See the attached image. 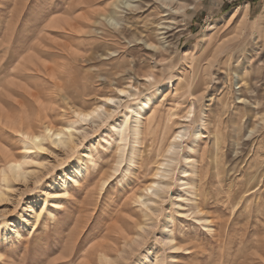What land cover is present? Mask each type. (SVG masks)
Masks as SVG:
<instances>
[{"label": "rangeland", "instance_id": "obj_1", "mask_svg": "<svg viewBox=\"0 0 264 264\" xmlns=\"http://www.w3.org/2000/svg\"><path fill=\"white\" fill-rule=\"evenodd\" d=\"M144 2L143 11L133 8ZM36 46L44 51L39 61L54 67L49 75L18 68ZM120 89L136 96L121 97L122 107L99 128L76 116ZM148 96L155 101L143 129L156 115V136L144 132L136 163L129 169L125 162L114 174L112 125ZM3 113L0 171L24 155L16 121L27 132L77 122L89 133L73 151L49 142L28 155L33 174L13 180L0 201V264H264V0H0V118ZM181 127L188 134L174 185L142 230L136 199L156 180ZM91 152L94 164L85 163L80 184L70 186L59 209L50 207L54 217L19 228L22 240L7 237L4 227ZM187 158L195 161L192 210L200 206V217L176 205L178 195L192 198L178 181ZM167 230L177 250L162 240Z\"/></svg>", "mask_w": 264, "mask_h": 264}, {"label": "bare ground", "instance_id": "obj_2", "mask_svg": "<svg viewBox=\"0 0 264 264\" xmlns=\"http://www.w3.org/2000/svg\"><path fill=\"white\" fill-rule=\"evenodd\" d=\"M152 1L156 2V0H152ZM145 2L144 4L142 3V6L133 7V8H137V11L139 10L143 11V9L147 6ZM185 8L186 7H182L180 9H185ZM239 9H236L234 16H236V14L239 12ZM127 23L132 27L134 22L130 20ZM112 25L115 26L114 28L115 31L117 29V23L116 24L113 23ZM40 48L42 47L36 46L35 49L32 51V53H30L21 60L18 66L19 70L25 71L26 69H31L32 71L44 73L47 75H49L50 72L53 71L54 67L43 64L39 61L40 59H38L37 55L39 56L44 53V51H42ZM69 54L70 53H68V56ZM59 74L62 75L61 73ZM149 79H151V77ZM171 86L172 84L170 83V88ZM162 92H164L163 94L165 95V97L168 95V92L163 87L159 89L158 93H162ZM126 94H129V97L136 96L135 93L130 92L129 90L120 89L118 91L117 96L105 97L102 99L101 103L98 104L92 111L87 113L78 111L76 113V116L80 119V121L83 124L86 125L87 122H91L93 126L99 128L102 124H105L115 116L118 110L122 107V103H123L122 98L125 97ZM109 101H114V103H110ZM154 101L155 99H152L148 96L147 98L140 101V103H138L137 105L128 106L129 107L128 112L123 116V119L121 121L114 122V124L112 125L114 135L116 136L113 139V141L117 145L115 155L118 157L116 165L113 168L114 174L120 171L122 165L125 162L128 164L129 169L136 163L135 159L137 152L139 150V146L142 144L146 136L144 132L147 134V137H150L152 139L153 137L156 136L157 133L156 131L157 127L155 125L156 122L155 120L157 119L156 115H151L147 118L148 121L147 129L146 130L143 129L145 112L147 111V109L151 107ZM1 116L2 118L0 119L2 123L5 125V113H3ZM16 122L14 127H16V130L18 128L19 133L23 135L26 139L23 148L24 155L20 160H16V159L11 160L8 163V166L0 171V201L4 200V197L13 187L12 186L13 180L16 182L19 180L26 181L29 178V176L33 174L32 171L26 169L27 165H30L32 163L30 160H28L29 156H31L29 154L33 153V151L36 153L46 150V143L49 142L51 143V146L54 145L55 147H61L64 150L73 151L82 143L83 140L87 138V133H89L87 132L86 127L85 128L79 127L77 122L76 123L72 122V124L70 125L67 124V126L64 127L63 129H54L48 126L42 133L24 131L22 122L20 120ZM187 134H188L187 128L181 127L179 131L173 135V140L168 150V154L170 155V157L166 158L164 162L161 163L160 168L154 175L156 180L153 181L150 185L146 186V188L144 189V193H141L136 199L141 207L142 214L145 219L144 220L145 224L141 227L142 230H146V228L149 226L148 224L149 221L156 214L162 202L166 199L167 193L174 185V181H173V176L175 174L174 165L178 160V156L180 149L182 147L183 140L187 136ZM202 134H203V129L197 131L195 134L196 139L202 138L203 136ZM107 144L109 146H113L112 143H110V141H107ZM76 161L78 163L75 167H72L71 170H68L66 173H64L61 179L59 178L56 179L54 183L50 186L48 191L42 193L41 196L42 199H38L36 202L28 206L24 215L19 217L18 222L16 221L15 224L6 225L4 227L3 230L6 233L7 237L10 238V236L12 235V237H15L18 240H22L24 239V235L22 231L19 230V228L21 229L30 228L31 230V228L33 227L34 229L36 227V224H38L40 219L44 217L45 214H49V216L54 217L53 213L50 212V207L56 209H59L61 207L62 200L65 197L70 196V188H71L70 186L73 183L77 185L80 184V177H82L85 174L87 169L85 163L89 162L91 164H94V155L92 154V152L88 154L86 153L84 157L82 156L81 158L77 157ZM186 161L188 162L189 168L182 172L184 176L178 179V181L182 182L181 186L184 187V192L192 196V198H187L184 195H178L176 198L178 200L176 205H178V207L181 210H187V213H191L190 215H193L194 217L195 215L201 214L202 210L198 209L200 208V206L196 209V211L192 210L193 208L192 205L194 203L195 204L197 203L195 202L196 199L195 200L193 199L195 191L192 190H194L195 187L191 181L192 180L191 177L193 176V173L191 172V167L194 165L195 161L191 160V158H187ZM129 169H127L126 171H129ZM101 180L103 181L101 188H103L104 190L105 187L107 186L108 180L104 175L101 177ZM182 202H185L186 206L181 204ZM179 213H181L180 215H186L185 213L182 212ZM199 217H197V221L207 225L206 227H208L209 221L207 219H202ZM162 240L165 243H167V245L170 246V249H175V250L178 249V247L175 245L176 240L173 237L171 231L167 230V233H165ZM135 242H137V240H135Z\"/></svg>", "mask_w": 264, "mask_h": 264}, {"label": "snow or ice", "instance_id": "obj_3", "mask_svg": "<svg viewBox=\"0 0 264 264\" xmlns=\"http://www.w3.org/2000/svg\"><path fill=\"white\" fill-rule=\"evenodd\" d=\"M110 103H114V101H109Z\"/></svg>", "mask_w": 264, "mask_h": 264}]
</instances>
